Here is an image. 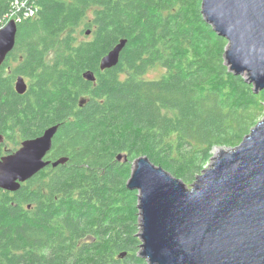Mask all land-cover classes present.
Returning <instances> with one entry per match:
<instances>
[{
	"label": "trees",
	"instance_id": "16d2710c",
	"mask_svg": "<svg viewBox=\"0 0 264 264\" xmlns=\"http://www.w3.org/2000/svg\"><path fill=\"white\" fill-rule=\"evenodd\" d=\"M17 1L0 0V26L26 8ZM26 4L38 12L18 16L15 64L0 66V132L59 124L51 160L68 161L13 195L0 188V264H149L138 255L139 192L127 187L134 162L147 156L190 186L217 148L239 145L262 120L264 90L230 71L229 42L204 18L203 0ZM84 23L91 33L79 41ZM120 39V62L102 70ZM157 65L165 73L146 79Z\"/></svg>",
	"mask_w": 264,
	"mask_h": 264
},
{
	"label": "water",
	"instance_id": "95a60500",
	"mask_svg": "<svg viewBox=\"0 0 264 264\" xmlns=\"http://www.w3.org/2000/svg\"><path fill=\"white\" fill-rule=\"evenodd\" d=\"M202 14L229 42L230 71L264 90V0H203ZM17 33L16 19L0 29V66ZM127 42L120 39L102 57V70L118 65ZM85 78L96 80L92 72ZM15 88L19 94L27 91L24 76ZM59 126L47 127L0 160V188L15 191L47 166L68 161L46 160ZM133 169L127 187L139 192V255L149 264H264V118L239 145L219 148L190 186L147 156Z\"/></svg>",
	"mask_w": 264,
	"mask_h": 264
},
{
	"label": "flooded vegetation",
	"instance_id": "af4514ba",
	"mask_svg": "<svg viewBox=\"0 0 264 264\" xmlns=\"http://www.w3.org/2000/svg\"><path fill=\"white\" fill-rule=\"evenodd\" d=\"M16 43H17V41H16ZM15 47H16V45H15ZM15 47H14V49H15ZM14 49L8 54L5 62L2 64L3 66L9 62H11V64H15V61L12 60V53H13ZM7 67H8L7 72L9 74L13 73L12 67H9V66H7ZM10 125L11 124H9L8 126H10ZM43 133H44V131H40L37 135L29 136L25 133L22 125H14L13 127H6V129L4 131L0 132V160L5 156H9V155H12L15 152H17L20 148H22L24 141H26L28 139H34L38 136H41ZM53 146H52L51 151L47 154L46 160H51V154H52L53 148H54ZM49 166H52V165H49ZM36 175L33 176L32 178H30L29 180L22 182L20 188H18L17 190L9 191L10 194L13 195L16 191L18 192V190L22 189L21 187H23V186L28 187V185L33 183V180L36 179ZM38 188H40V187L38 186ZM38 190L39 189H37V191ZM27 205L28 206H26V207H28V209H33V207H34L33 203H27ZM24 216H26V215H24Z\"/></svg>",
	"mask_w": 264,
	"mask_h": 264
},
{
	"label": "rangeland",
	"instance_id": "374dc122",
	"mask_svg": "<svg viewBox=\"0 0 264 264\" xmlns=\"http://www.w3.org/2000/svg\"><path fill=\"white\" fill-rule=\"evenodd\" d=\"M87 29L86 26H85V23L82 24L81 27H79L76 35L79 39V41H82V40H85L87 39V34L86 32H84V30ZM14 65V64H13ZM165 68L160 66V65H157V66H154L152 68H150L145 74H144V77L146 79H158L160 78L164 73H165ZM245 77V76H244ZM264 118V111L262 112V115H261V119ZM220 148V147H219ZM217 148L215 153L217 152V150L219 149ZM140 254V252L138 253V255ZM145 259V258H144ZM147 260V259H145ZM148 262V260H147ZM149 263V262H148Z\"/></svg>",
	"mask_w": 264,
	"mask_h": 264
},
{
	"label": "built area",
	"instance_id": "2783aa9c",
	"mask_svg": "<svg viewBox=\"0 0 264 264\" xmlns=\"http://www.w3.org/2000/svg\"><path fill=\"white\" fill-rule=\"evenodd\" d=\"M21 5H26V8L24 10L23 9H18L16 12L13 11L10 14H8L7 15L8 16V21L10 19H16V21H17L18 20V16H20V15H23L25 17L26 16L32 17V16L36 15L37 12H38V8L36 6H34V5L28 6V4H26V0H23L22 2L17 1L16 4H15V6H18V7H20ZM7 22H5L4 24L2 23L0 28L5 26L7 24Z\"/></svg>",
	"mask_w": 264,
	"mask_h": 264
}]
</instances>
